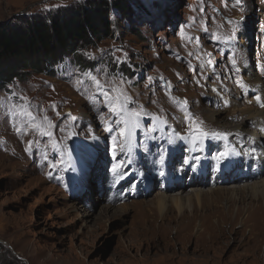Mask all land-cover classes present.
<instances>
[{"label":"rangeland","instance_id":"1","mask_svg":"<svg viewBox=\"0 0 264 264\" xmlns=\"http://www.w3.org/2000/svg\"><path fill=\"white\" fill-rule=\"evenodd\" d=\"M85 1L0 0V21ZM125 2V19L113 9L108 14L109 37L63 56L52 72L16 66L0 84V264H264V200L254 202L249 191L231 198L225 191L185 200L178 210L176 192L186 199L194 193L190 188L243 182L213 183L208 176L201 186L168 188L165 176V168L175 177L183 159L193 164L201 155L209 158L205 171L227 174V164L211 158L226 149V139L237 138L226 129L228 116L247 115L264 92V68L258 70L264 64V0ZM249 70L261 90H244ZM93 76L104 90H123L130 97L125 107L140 112L123 150L107 141L125 128L126 116L110 112ZM196 125L226 135L198 138ZM247 133L237 140H253ZM117 150L131 158L128 169H139L136 182L148 181L150 191L138 189L142 194L128 199L108 194V177L127 170H118ZM147 159L154 161L145 170ZM186 172L180 173L183 182ZM157 177L161 189L151 183ZM117 179L116 186H124ZM163 193L173 202L156 208ZM116 195L121 198L112 200ZM144 203L151 209H142Z\"/></svg>","mask_w":264,"mask_h":264},{"label":"trees","instance_id":"2","mask_svg":"<svg viewBox=\"0 0 264 264\" xmlns=\"http://www.w3.org/2000/svg\"><path fill=\"white\" fill-rule=\"evenodd\" d=\"M112 9L126 18L125 0H88L55 13L20 18L15 23L0 21V84L18 66L52 72L63 56L109 37L112 30L108 14Z\"/></svg>","mask_w":264,"mask_h":264},{"label":"bare ground","instance_id":"3","mask_svg":"<svg viewBox=\"0 0 264 264\" xmlns=\"http://www.w3.org/2000/svg\"><path fill=\"white\" fill-rule=\"evenodd\" d=\"M250 70L246 74V77H244L245 78L244 83L246 84L247 90H248V88L249 89L255 88L257 91L261 90L262 83L259 81L260 79H258V77H255V75H252L251 74L252 71H250ZM256 98H257V102L254 104H256L257 106L253 105V107H251V110L249 111V113L247 111V115H240V114H238L239 112L238 113L236 112L232 115V117L228 116V126L226 127L227 130H230V132L232 134H234L237 138H241L243 136V134L245 133V131L248 130V133L251 136L250 138L253 139V140L249 139L248 142H245L244 139H241V141H239L235 137L232 139H226L225 144H229V146L232 148L230 150L231 151L234 150L235 153H238V154L231 156L232 158H230V161L228 163H226L227 166L225 169L227 170V174H230L229 171L233 168H236L235 171L232 172L231 177H226L228 175H225V173H223V172L218 173L217 169L213 168L215 171V174L211 177V180H208V182H211L213 180L212 181L213 183H217L219 181L227 182L228 180L232 179L234 181H237V182L240 181L243 183L238 184V185H230V186H228L229 187L228 189L223 188V187H215V188L210 187V188L204 189V190H202L200 188H190V191L191 192L194 191V193L190 196L188 195V197L186 199L183 197V196H186V194H183V192L182 193L176 192L175 194H178V197H177L178 200L174 201V202L176 203V208L178 210H181L183 208L185 200L188 201L190 199H193V197H195V199L197 201H199V196H201V195H203L204 197H210V196H213V194L221 195L222 193H225V191L228 193L229 192L231 193V196H230L231 198L235 196L237 191L240 193H243L245 191H247V193H248V191H249V196H250L251 200H253L254 202L255 201L260 202V201L264 200V147H263V143H264V107L258 105V102H262V104H264V92H262V93L259 92V94H257ZM245 111H246V109H245ZM245 122H247V123L249 122L250 125L253 124L252 126H254L255 129H252L249 127L246 128L243 126L241 127L239 125V124H242ZM239 126H240V128H239ZM235 127H237L238 129L236 130ZM249 130H250V132H249ZM216 132H219V131H216ZM245 138H247V137H245ZM185 140L187 142V137ZM190 143H191V141H190ZM192 144H193V142H192ZM214 144L215 143L212 142V145H209L207 148L209 149L210 147H213ZM258 147H260L259 151L256 150V149H258ZM192 148H194V147H192ZM190 150H191V148H190ZM225 150H227V149L221 148L220 151L222 152ZM196 151L197 150H193L192 153H194ZM206 151H208V150H206ZM217 152L218 151H216V153L212 155L211 159L218 161V159H217L218 153ZM201 156H203V157H200L199 158L200 160L193 163V164H191L192 160L189 157H186L185 159H183L184 160L183 165L178 167L177 173L175 171V173H176L175 177L167 179V182L170 185L168 184L166 187L169 188L170 186H172V187L185 188V186H187L188 182L192 185L194 184V185H198V186L199 185L201 186L203 184L202 182L205 180L207 182V177H208L207 173H209V172H207L208 170L205 171V169L208 168L207 167V159H209V158L206 155L205 156L201 155ZM239 157H242V158H239ZM236 158H238V159L236 160ZM231 159H232V161H231ZM250 163H252V164H250ZM236 164H244L245 168L242 169L238 165L236 166ZM253 166H254V168L252 169ZM189 167H190V170H189L190 173H188V171H187V168H189ZM170 169L165 168V170H166L165 176L169 173H172L170 171ZM182 172L188 173V177L186 179H184V182L182 180L183 174L182 175L180 174ZM172 174H174V173H172ZM257 176H259V178L254 180L253 182H250L248 180L250 178H256ZM212 186H213V184H212ZM240 197L243 198L244 196L241 195ZM169 200L170 201L172 200V202H173V198H170L169 195H166L163 193V194L159 195V198L154 202V205L156 208L163 209L166 207L167 201H169ZM241 200H243V199L240 198V201ZM142 209L148 211L149 209H151V205L144 203L142 205ZM256 226H258L257 223H256ZM220 231H221V229H220Z\"/></svg>","mask_w":264,"mask_h":264},{"label":"snow or ice","instance_id":"4","mask_svg":"<svg viewBox=\"0 0 264 264\" xmlns=\"http://www.w3.org/2000/svg\"><path fill=\"white\" fill-rule=\"evenodd\" d=\"M233 63H235V61H233ZM91 80L96 85L97 89L100 90V94L106 98L110 112L113 115H116L117 117H120L122 115L126 116V119L121 121L125 125V128L121 130L120 135L122 137H125L126 143H129L131 140L132 129L138 127V119L140 117V112H132L125 107V105L130 100V97H128L126 93L120 88L112 87L110 90H104V86L94 76L91 77ZM121 83H123V81H121ZM110 93H115V95H112ZM261 106L264 107V104H262ZM27 115L29 116L30 119H34V117H31L30 112H28ZM194 131L199 132L198 138H209V137L220 138L222 135H226V134H218V133H209L207 131L200 129L198 125L195 126ZM190 134H192V130H190ZM47 135L51 136L52 133L49 132L47 133ZM113 147L114 148L120 147V149L123 150L124 145H119V146L113 145ZM235 154L238 153H235L234 150L232 151L225 150L218 153L217 159L220 163L226 164L230 161L231 156Z\"/></svg>","mask_w":264,"mask_h":264}]
</instances>
